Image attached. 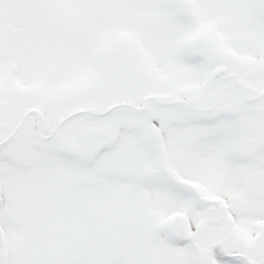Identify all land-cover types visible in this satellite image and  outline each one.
I'll list each match as a JSON object with an SVG mask.
<instances>
[{"label":"snow or ice","instance_id":"6c2138e0","mask_svg":"<svg viewBox=\"0 0 264 264\" xmlns=\"http://www.w3.org/2000/svg\"><path fill=\"white\" fill-rule=\"evenodd\" d=\"M0 264H264V0H0Z\"/></svg>","mask_w":264,"mask_h":264}]
</instances>
